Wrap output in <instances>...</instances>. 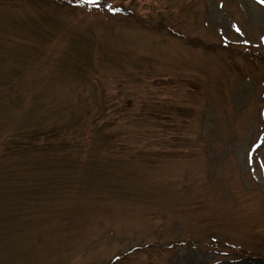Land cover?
I'll use <instances>...</instances> for the list:
<instances>
[{
	"label": "rangeland",
	"instance_id": "1",
	"mask_svg": "<svg viewBox=\"0 0 264 264\" xmlns=\"http://www.w3.org/2000/svg\"><path fill=\"white\" fill-rule=\"evenodd\" d=\"M0 264H264V0H0Z\"/></svg>",
	"mask_w": 264,
	"mask_h": 264
}]
</instances>
